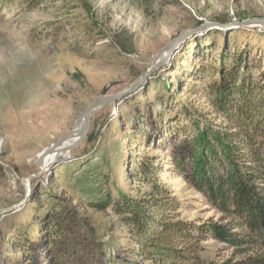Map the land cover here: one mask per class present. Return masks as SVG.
Here are the masks:
<instances>
[{
	"label": "rangeland",
	"instance_id": "374dc122",
	"mask_svg": "<svg viewBox=\"0 0 264 264\" xmlns=\"http://www.w3.org/2000/svg\"><path fill=\"white\" fill-rule=\"evenodd\" d=\"M249 19L264 20V0H0V208L24 197V179L38 171V153L68 134L93 98L129 86L181 31L205 22L225 25L178 45L136 92L92 115L84 142L70 156H58L43 175L30 179L22 206L0 216V264L18 261L19 228L30 227L33 238L38 237L36 213L50 193L68 198L103 232L113 227L109 247L120 264L141 263L117 217L89 206L107 188L98 172L102 166L111 173V189L113 179L137 187L123 174L126 162L140 151L160 157V179L179 198L183 220L224 222L202 193L169 170L165 147L191 128L184 108L209 110L200 88L208 67L224 63L242 71L245 63L253 77L264 71V25H236ZM143 122L148 148L137 146L141 138L135 131ZM85 156L94 158L86 179L77 176L85 168L65 178L79 168L74 159ZM201 245L211 264L247 256L211 238Z\"/></svg>",
	"mask_w": 264,
	"mask_h": 264
},
{
	"label": "trees",
	"instance_id": "16d2710c",
	"mask_svg": "<svg viewBox=\"0 0 264 264\" xmlns=\"http://www.w3.org/2000/svg\"><path fill=\"white\" fill-rule=\"evenodd\" d=\"M242 66L241 71L219 63L205 70L210 73L200 88L209 110L184 108L191 128L165 147L169 170L202 193L225 217L224 222L198 223L180 217L179 198L160 179L158 155L140 151L126 162L124 178L136 183V188L113 179L111 189V173L99 168L107 188L89 206L109 211L126 229L131 252L141 263L125 262L211 264L201 253L202 242L211 238L247 254L237 262L221 264H264V71L253 77L245 63ZM144 128L135 131L141 138L138 148L150 142ZM93 159H74L79 168L64 177L85 168L77 175L85 180ZM53 174H49L52 179ZM46 201L36 213L38 237L33 238L30 227L18 230L22 252L15 264H40L39 252L45 264H120L109 247L113 227L103 232L63 195L50 193Z\"/></svg>",
	"mask_w": 264,
	"mask_h": 264
},
{
	"label": "water",
	"instance_id": "95a60500",
	"mask_svg": "<svg viewBox=\"0 0 264 264\" xmlns=\"http://www.w3.org/2000/svg\"><path fill=\"white\" fill-rule=\"evenodd\" d=\"M216 25L225 26L224 24L221 23L205 22L196 28H188L181 31L177 36L168 40L165 43V45L162 47V49H160L153 55V60L151 62V65L146 69L144 73L136 77L129 86L124 87L115 93L101 94L93 98L84 107V109L77 115L75 119V124L73 128L70 130V132L63 137L58 138L54 143L50 144L48 147L44 148L42 151L38 153V155L35 158V162L38 166V171L36 173H33L25 177L24 197L17 203L11 204L7 207L0 208V216L11 213L17 210L20 206H22V204L24 203V201L26 200V198L30 193V179L32 177H40L41 175H43L44 172L50 167L53 160H55L54 162L60 160L58 159V156L64 153L70 156L69 154L84 142L88 134L90 119L94 113H96L106 105H110V104L117 105L123 98L136 92V90L139 89L141 85L144 82H146L147 79H149L157 69H160L162 66L165 65V63L169 59L170 53L178 45H180L190 36L199 32H203ZM236 25L238 26L264 25V20L249 19L236 23ZM50 154H58V155L57 157H54L50 161H46L47 156H50Z\"/></svg>",
	"mask_w": 264,
	"mask_h": 264
},
{
	"label": "bare ground",
	"instance_id": "6f19581e",
	"mask_svg": "<svg viewBox=\"0 0 264 264\" xmlns=\"http://www.w3.org/2000/svg\"><path fill=\"white\" fill-rule=\"evenodd\" d=\"M58 154H50V156H47L46 161H50L54 157H56Z\"/></svg>",
	"mask_w": 264,
	"mask_h": 264
}]
</instances>
